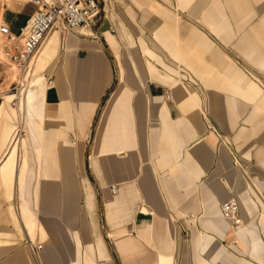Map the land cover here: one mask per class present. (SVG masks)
Segmentation results:
<instances>
[{
	"label": "crops",
	"instance_id": "0c3cea01",
	"mask_svg": "<svg viewBox=\"0 0 264 264\" xmlns=\"http://www.w3.org/2000/svg\"><path fill=\"white\" fill-rule=\"evenodd\" d=\"M98 1L0 96V264H264V0Z\"/></svg>",
	"mask_w": 264,
	"mask_h": 264
},
{
	"label": "built area",
	"instance_id": "2783aa9c",
	"mask_svg": "<svg viewBox=\"0 0 264 264\" xmlns=\"http://www.w3.org/2000/svg\"><path fill=\"white\" fill-rule=\"evenodd\" d=\"M30 2L35 10L27 18L18 36L11 34L8 27L0 23V36L6 40L1 53L24 77L30 74L32 59L53 30L61 34L78 33L91 26L100 12L98 0H30ZM167 98L171 99V94L168 93ZM16 103L17 98L11 101V106L15 107ZM14 126V139H18L22 135L20 126L17 123ZM110 190L113 194L117 193L115 186H111ZM220 213L230 226L236 227L240 223L238 199L232 196L224 201L220 206ZM26 245L33 254L42 247L31 242Z\"/></svg>",
	"mask_w": 264,
	"mask_h": 264
},
{
	"label": "rangeland",
	"instance_id": "374dc122",
	"mask_svg": "<svg viewBox=\"0 0 264 264\" xmlns=\"http://www.w3.org/2000/svg\"><path fill=\"white\" fill-rule=\"evenodd\" d=\"M8 2H9V0H0V16L2 14L3 4L8 3ZM0 22H1V20H0ZM5 44H6V40L0 36V96H2V98H5L6 96L13 94L15 96L12 98V100H15V98L18 99L20 94L23 93V90L27 86L28 81H30L31 78H32V80L34 79L36 71L33 68L32 76H30V78L24 77L18 71V69L16 67H14L11 64V62L4 56V54L1 53V49L3 48V46ZM16 102H17V100H16ZM17 106H18V103H16L15 107H12L11 103H10L9 108H13V109L16 108V112H18V114H19ZM12 129L14 131L15 126H12ZM22 135H23V133H22ZM22 135H20V137ZM231 227H233V226H231ZM230 229H231V231L235 230L233 228H230ZM257 234L261 238L259 241H260V244L262 245V253H263V257H264V230H258ZM43 239H40V240H43ZM236 240H238V239H236ZM263 263H264V261H263Z\"/></svg>",
	"mask_w": 264,
	"mask_h": 264
},
{
	"label": "bare ground",
	"instance_id": "6f19581e",
	"mask_svg": "<svg viewBox=\"0 0 264 264\" xmlns=\"http://www.w3.org/2000/svg\"><path fill=\"white\" fill-rule=\"evenodd\" d=\"M40 51V50H39ZM39 53V52H38ZM38 53L36 54V56L32 59L31 63H30V67H31V72L30 74H28L27 77L30 78V76H32V73H33V68H34V65H35V61L38 57ZM12 64V63H11ZM13 65V64H12ZM14 66V65H13ZM15 67V66H14ZM23 94H24V91L22 94H20V96L18 97V110L23 114ZM12 96L14 97V95L12 94ZM12 101V100H11ZM11 103V102H10ZM14 136H15V131L13 132V137H12V140H13V148L15 146L18 145L19 141H21L19 138L18 139H14ZM223 218V217H222ZM224 219V218H223ZM241 220H240V223L236 226V227H233L234 229L238 228V227H241Z\"/></svg>",
	"mask_w": 264,
	"mask_h": 264
}]
</instances>
